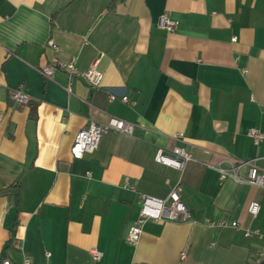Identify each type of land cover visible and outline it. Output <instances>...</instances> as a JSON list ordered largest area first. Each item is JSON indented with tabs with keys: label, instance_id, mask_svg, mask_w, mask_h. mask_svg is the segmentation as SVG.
<instances>
[{
	"label": "crops",
	"instance_id": "obj_1",
	"mask_svg": "<svg viewBox=\"0 0 264 264\" xmlns=\"http://www.w3.org/2000/svg\"><path fill=\"white\" fill-rule=\"evenodd\" d=\"M161 16L174 32L158 27ZM55 58L95 66L101 88L68 86L62 71L44 78L39 69ZM18 87L29 106L9 100ZM0 116V261L19 264L21 250L36 264L264 260V190L215 169L253 160L264 170V141L247 135L264 132V0H0ZM110 117L135 124L133 134L108 133L73 158L79 130ZM174 147L193 158L182 172L154 160ZM178 181L188 218L147 221L130 244L140 195L164 199Z\"/></svg>",
	"mask_w": 264,
	"mask_h": 264
},
{
	"label": "built area",
	"instance_id": "obj_2",
	"mask_svg": "<svg viewBox=\"0 0 264 264\" xmlns=\"http://www.w3.org/2000/svg\"><path fill=\"white\" fill-rule=\"evenodd\" d=\"M158 27L167 32H174L176 29V22L167 16H161L157 22ZM53 50H57V46L50 44ZM62 71L68 78V86H70L73 79L83 80L90 90H99L103 80V73L95 66L88 70L80 71L77 68L76 58H70L67 61H62L55 58L51 63L42 66L39 69L40 74L50 80L54 74ZM70 91V89H68ZM9 100L16 105H26L29 98L28 95L20 88H15L9 92ZM109 100L116 99V95L109 94ZM122 102L130 103L127 96L121 97ZM1 121V116H0ZM135 129V124L126 122L116 117H110L106 123H98L91 121L87 126L79 130L76 134L72 144L71 153L73 158L79 159L86 154H93L99 147L103 136L108 133H120L132 135ZM247 135L253 140L255 144L264 141V132L252 128L247 132ZM191 154L183 148L174 147L170 151L159 148L156 150L154 160L156 163L165 165L182 172L186 165L192 161ZM245 169L242 173L241 170ZM221 181L228 178L233 179L237 184H248L264 190V170L259 169L253 160L232 162L230 167L224 168L221 166L215 167ZM123 188L134 192L135 186L125 183ZM182 185L178 181L167 197L158 199L149 195H140V209L135 223L129 227L126 233V240L135 245L139 240L143 227L147 221H184L188 218V210L181 200ZM260 206L257 201H252L248 208V214L256 217L259 213ZM206 225L211 228H235L240 229V225L236 221H229L226 219H207ZM245 236H250L253 231L243 228ZM19 249L18 243L14 242ZM89 254L94 261L101 258L102 252L96 249H90ZM186 258V252L180 253V259ZM0 264H12L8 259H3ZM19 264H36L30 256L21 250V261Z\"/></svg>",
	"mask_w": 264,
	"mask_h": 264
},
{
	"label": "trees",
	"instance_id": "obj_3",
	"mask_svg": "<svg viewBox=\"0 0 264 264\" xmlns=\"http://www.w3.org/2000/svg\"><path fill=\"white\" fill-rule=\"evenodd\" d=\"M30 101H28L27 102V105L29 106L30 105ZM31 118H34L35 117V111H34V109L33 108H30V115H29ZM255 264H264V260H262V261H259V262H257V263H255Z\"/></svg>",
	"mask_w": 264,
	"mask_h": 264
}]
</instances>
